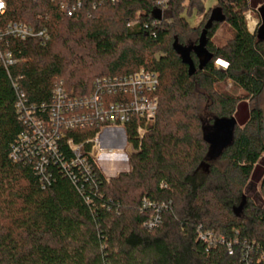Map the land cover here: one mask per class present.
Wrapping results in <instances>:
<instances>
[{
    "label": "trees",
    "instance_id": "16d2710c",
    "mask_svg": "<svg viewBox=\"0 0 264 264\" xmlns=\"http://www.w3.org/2000/svg\"><path fill=\"white\" fill-rule=\"evenodd\" d=\"M216 1L205 11L202 0H171L170 18L160 19L155 0L104 3L91 16L71 17L54 0H6L0 25L17 20L47 27L50 39L10 38L7 49L17 61L0 65V264H264V205L244 200L249 182H261L264 190V112L254 103L264 92V39L248 31L243 15L264 0ZM194 7L203 18L192 27L184 12ZM216 7L225 19L206 32L212 58L200 68L192 51L196 72L190 75L175 38L197 45ZM224 22L233 36L216 46L212 38ZM219 59L227 68L217 65ZM141 67L159 75V108L131 157V172L107 181L88 157L89 180L74 182L51 164V181L44 183L32 161L11 157L25 128L15 83L29 102L40 104L51 100L56 82L81 95L98 77ZM225 78L244 95L219 92ZM230 116L238 122L233 140L210 160L204 129L215 117ZM126 128L138 146L136 128ZM95 132L70 129L65 139L81 142ZM63 150L68 158L65 144ZM144 198L164 204L152 228L145 226L151 211L142 209ZM201 231H211L217 240L205 242Z\"/></svg>",
    "mask_w": 264,
    "mask_h": 264
},
{
    "label": "built area",
    "instance_id": "2783aa9c",
    "mask_svg": "<svg viewBox=\"0 0 264 264\" xmlns=\"http://www.w3.org/2000/svg\"><path fill=\"white\" fill-rule=\"evenodd\" d=\"M54 1L59 4L64 16L71 17L82 12L91 16L93 10L100 5L114 4L119 0H98L89 3L88 6L85 0ZM248 1L250 4L251 0ZM170 2L171 0H155L156 8L162 12L160 19H164L163 14L168 11ZM262 5L264 2L256 6L249 5L243 13L251 34L257 33L260 26L259 7ZM6 7V0H0V18ZM160 19H155L154 23H158ZM135 23L136 20L133 21V25ZM10 38L19 40L38 38L46 43L50 35L47 27L36 28L23 21H9L0 25V65L8 66L17 61L7 49ZM216 63L223 69L228 66L224 60L222 62L219 59ZM14 85L18 92L16 103L18 117L25 128L12 145L11 157L14 160L32 161L34 170L44 183L51 181L52 172L49 170L51 164L58 165L76 182L81 178L89 180L91 176L88 157H92L97 165L103 156L121 155L131 158L139 152L141 141L156 118L159 108V75L145 67L98 77L94 80L92 89L81 95L69 91L61 82H56L51 91V100L40 104L29 102L19 86L16 83ZM128 124L136 128L138 146L128 138L126 128ZM87 128L96 129L93 137L81 142H76L73 138L65 139L67 130ZM64 144L70 151L68 158L63 150ZM87 144H91L90 150L87 149ZM108 164L116 165L109 161ZM102 172L109 181V177L103 170ZM163 207L164 204L157 205L147 198L143 199L142 209L151 211L145 222L146 227L152 228L159 223ZM200 238L208 243L217 240V236L211 231H201ZM222 239L219 238L223 241Z\"/></svg>",
    "mask_w": 264,
    "mask_h": 264
},
{
    "label": "rangeland",
    "instance_id": "374dc122",
    "mask_svg": "<svg viewBox=\"0 0 264 264\" xmlns=\"http://www.w3.org/2000/svg\"><path fill=\"white\" fill-rule=\"evenodd\" d=\"M189 0H185V4H188ZM202 3L204 5L205 11L209 10L210 8L214 7L218 1L213 0H202ZM162 15V12H161ZM184 15L186 16L189 24L192 27L197 26L200 21L203 18V14L200 13L199 9L197 7L193 8L192 13H189V9L184 12ZM138 17V14L136 15V18ZM164 19L170 18V12L165 11L163 14ZM135 20V19H134ZM133 20V21H134ZM133 21L130 22V25H127L128 27H132ZM233 36V31L229 24L226 22L219 25L217 31L215 32L212 41L216 46H224ZM194 38V37H193ZM219 92H226L228 94L234 95V96H243L244 91L235 85L233 81L229 78H225L220 84L217 86ZM69 90V89H68ZM254 103L260 107L264 112V92L257 97L254 100ZM207 112L205 111V114L203 113V118L208 119L210 116L206 115ZM155 119L153 120V122ZM152 122V123H153ZM151 123V124H152ZM150 124V125H151ZM244 126L242 125L241 128ZM148 132V131H147ZM146 132V133H147ZM146 135V134H145ZM128 157V156H127ZM126 156H103L99 160L98 167L104 171L105 175L109 177V180L112 178L118 177L122 173H129L132 170L131 167V158H127ZM132 157V156H131ZM109 163H114L116 165L110 166ZM261 182L258 183H248L246 186V189L244 190V195L246 202L248 203L251 199H254V202L256 204L264 205V190L261 188ZM250 196L251 198H248Z\"/></svg>",
    "mask_w": 264,
    "mask_h": 264
},
{
    "label": "water",
    "instance_id": "95a60500",
    "mask_svg": "<svg viewBox=\"0 0 264 264\" xmlns=\"http://www.w3.org/2000/svg\"><path fill=\"white\" fill-rule=\"evenodd\" d=\"M261 16V23L257 30V36L259 39H264V5L259 7ZM155 17L161 18V11L156 9L154 11ZM225 16L222 13L221 8L216 7L213 9L209 20L207 21L203 32L200 36L199 43L197 45H182L175 38L174 48L180 54L183 63L188 65L189 74L192 75L196 72L195 63L191 57V52L195 51L199 57V67L202 68L212 58V54L206 49V32L215 21H224ZM237 119L235 116L230 117H215L213 124L210 127L204 129V137L209 142L208 159H214L221 154L223 149L228 146L234 137V130L237 125ZM205 165V164H203ZM245 201H243L238 207L235 208L236 213H240Z\"/></svg>",
    "mask_w": 264,
    "mask_h": 264
},
{
    "label": "crops",
    "instance_id": "0c3cea01",
    "mask_svg": "<svg viewBox=\"0 0 264 264\" xmlns=\"http://www.w3.org/2000/svg\"><path fill=\"white\" fill-rule=\"evenodd\" d=\"M220 61H223V60L220 59Z\"/></svg>",
    "mask_w": 264,
    "mask_h": 264
}]
</instances>
